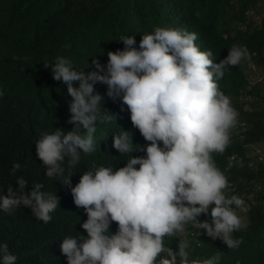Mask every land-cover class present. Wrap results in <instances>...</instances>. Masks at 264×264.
I'll use <instances>...</instances> for the list:
<instances>
[{
  "label": "clouds",
  "instance_id": "obj_1",
  "mask_svg": "<svg viewBox=\"0 0 264 264\" xmlns=\"http://www.w3.org/2000/svg\"><path fill=\"white\" fill-rule=\"evenodd\" d=\"M197 39L186 29L155 27L143 34L138 48L134 36H121L123 50L109 51L106 65L94 59L95 70H75L61 55L53 63L45 62L52 78L67 86L72 98L68 123L74 125L66 133L43 132L36 140V154L47 177H64L62 183L70 186L71 175L64 176L65 159L71 168L80 160L78 150L95 152L98 124L115 118L102 107L104 96L95 89L98 83L107 86V97L127 106L133 127L149 142L141 149L129 131L121 130L113 135L112 146L120 155L130 156L126 165L113 169L93 164L70 188L74 204L87 215L82 224L87 237L63 239L60 247L67 264H217L218 255L190 260L187 237L179 239L178 251L165 245V238L177 237L189 227L205 230L230 249L242 243L233 234L245 227L240 213L247 206L241 197L226 194L229 181L213 153L224 152L238 120L217 81L226 68L249 59V52L233 45L228 56L215 63L212 52L201 51ZM137 150L146 156H132ZM21 167L14 163L12 174ZM15 182L18 188L9 184L7 195H0V211L11 213L23 206L38 220L50 222L58 196L42 191V183L27 192L23 177ZM202 214H210L211 220L200 221ZM113 222L115 233L110 232ZM16 260L8 245L0 244L2 264Z\"/></svg>",
  "mask_w": 264,
  "mask_h": 264
},
{
  "label": "trees",
  "instance_id": "obj_2",
  "mask_svg": "<svg viewBox=\"0 0 264 264\" xmlns=\"http://www.w3.org/2000/svg\"><path fill=\"white\" fill-rule=\"evenodd\" d=\"M262 4L264 0H0V195H7L9 184L18 188L15 181L23 177L28 182L25 191L42 183V191L59 198L48 223L27 207L0 211V244L8 245L16 264H67L60 247L63 239L87 237L82 228L87 215L74 204L70 188L93 164L113 169L126 165L130 156L120 155L112 146L113 135L121 130L129 131L141 149L149 143L133 127L127 106L107 97V86L98 83L95 89L104 96L102 107L115 118L98 124L95 152L78 150L80 160L71 168L65 159L64 176L71 175L70 186L62 183L64 177H47L36 154V140L43 132L61 129L66 133L74 125L68 123L72 98L67 86L52 78L45 62L53 63L61 55L71 60L75 70H95L94 59L106 65L109 51L123 50L121 36H134L138 48L143 34L155 27L195 32V43L201 51L210 50L215 63L225 59L233 45L246 47L250 57L226 68L217 81L238 120L224 152L213 153L216 166L229 181L226 194L241 197L247 206L241 212L245 227L233 234L242 243L230 249L219 238L208 237L205 230L191 227L177 237L165 238L164 243L178 251L179 239L189 238L190 260L218 255L217 264H264V160L256 161L251 153V147L264 144V91L251 84L247 75L252 65L264 76V7L256 19ZM131 155L143 157L146 152ZM14 163L22 167L13 175ZM198 219L210 221L211 217L202 214ZM116 230L113 222L110 232Z\"/></svg>",
  "mask_w": 264,
  "mask_h": 264
},
{
  "label": "rangeland",
  "instance_id": "obj_3",
  "mask_svg": "<svg viewBox=\"0 0 264 264\" xmlns=\"http://www.w3.org/2000/svg\"><path fill=\"white\" fill-rule=\"evenodd\" d=\"M264 7V4L261 5V7L259 8V13L262 11ZM258 13V16L256 19H260V16H261V13L259 14ZM247 75H248V78H249V81L251 84H255L257 85L259 88L262 89V91H264V76L261 74V71L260 70H257L256 67L250 65L249 66V69L247 70ZM250 99V98H249ZM252 100V99H250ZM263 151H264V144H260L258 146H254V147H251V153L254 155H257V154H263ZM241 215V213H240ZM242 216V215H241ZM244 220V218H243Z\"/></svg>",
  "mask_w": 264,
  "mask_h": 264
},
{
  "label": "built area",
  "instance_id": "obj_4",
  "mask_svg": "<svg viewBox=\"0 0 264 264\" xmlns=\"http://www.w3.org/2000/svg\"><path fill=\"white\" fill-rule=\"evenodd\" d=\"M254 159L256 161H263L264 160V155L263 154H257Z\"/></svg>",
  "mask_w": 264,
  "mask_h": 264
}]
</instances>
